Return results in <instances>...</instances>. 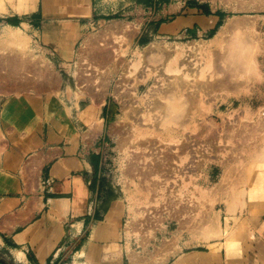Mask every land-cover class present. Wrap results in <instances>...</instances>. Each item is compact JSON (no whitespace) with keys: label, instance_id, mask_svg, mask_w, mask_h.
<instances>
[{"label":"crops","instance_id":"0c3cea01","mask_svg":"<svg viewBox=\"0 0 264 264\" xmlns=\"http://www.w3.org/2000/svg\"><path fill=\"white\" fill-rule=\"evenodd\" d=\"M234 9L264 14V0H0V264H144L116 249L119 219L103 209L95 141L110 113L106 100L92 108L79 91L77 74L94 69L81 52L103 35L122 38L128 26L131 41L141 31L205 37ZM19 44L38 59H22ZM79 96L89 99L85 118ZM93 118L101 128L88 137L93 124L87 131L85 123ZM247 190L241 234L164 264H264V190L253 203Z\"/></svg>","mask_w":264,"mask_h":264},{"label":"rangeland","instance_id":"374dc122","mask_svg":"<svg viewBox=\"0 0 264 264\" xmlns=\"http://www.w3.org/2000/svg\"><path fill=\"white\" fill-rule=\"evenodd\" d=\"M229 22L233 26L227 30L225 26ZM220 26L216 30L217 32L214 31L205 37L185 39L155 38L149 34H143L141 31L137 39L132 41L129 36L130 34L132 36L134 31L130 33L129 31L133 28L128 26L122 38L117 34L109 33L107 36L103 35L99 40H93L86 46L88 50H92L91 53L96 54L95 60H97L98 52L102 49L107 50L112 58L111 63H115L119 67L116 72H111L107 77V94L103 100L107 101L110 115L104 120L102 133L95 141V150L101 164L100 181L103 209L115 211L114 214L119 219L116 249L120 253V250L125 247L127 250L137 253L145 259L144 264H164L199 247L220 248V242L231 239L232 234L237 230L240 231V234L243 231L241 227V197L245 189H249L247 192L252 203L259 191L264 190V14L258 11L229 10L228 16ZM124 38H129V41L123 40ZM17 47L20 54L22 53V59L34 60L31 56L33 53L25 50V44H19ZM149 47L154 48L152 56H147L148 54L144 53ZM161 47L162 49L165 47L167 51L176 50L173 53H177L179 56L177 58L179 61L176 64L181 59L187 60L188 55L193 56L189 59H195L189 73L198 75V83H204L211 75L212 65L221 67L226 72L238 68V81L244 83L236 96H230L229 90H225L220 93V97L195 98L194 101L198 104L193 112L191 125L214 129L212 140H205L201 134L195 137V132L190 127L183 133V136L176 137L177 143L174 146L157 140L153 147L155 152L159 148V151L162 152V149L168 146L172 150H176L186 135L195 140L193 148H197L201 156L195 158L196 162L193 163L192 173L189 176L181 173L185 176V180L171 184L182 207L186 201L190 202L187 204L188 206L194 204V207H191L194 211L190 214L192 216L190 218H193L190 221L195 224L194 227L189 225V219L186 217L169 216L163 210L165 208L164 197L159 195L154 197L155 200H152L150 195L142 191V184L135 173L133 177L126 172L131 154L138 152L135 150V143H127L124 150V148H120L118 141L109 135V131L116 129L119 124H124L125 127L129 126L128 128L132 126L128 120L131 115L126 117L125 112L128 110V105H134L133 101L136 106H140L141 101L145 102L147 92L155 77L150 76L145 82L136 83L135 86V73L141 67L156 69L157 74L161 71L163 72L162 77L169 81L182 73L180 72L178 75L173 72L164 73L161 70L164 61L158 54L156 56L157 48ZM24 50L26 54H24ZM91 57L93 58L94 55ZM216 57L220 59L215 62ZM10 59L2 58L3 61ZM81 59L87 65L88 61L83 57ZM95 60H90V65L94 67L93 72L78 73V75H87L84 77L86 82L83 81V84L79 86L80 93H82V85L89 86L86 92L93 89L92 87L96 86L94 79L105 69H113V64L100 68ZM21 64L25 65V62L21 61ZM174 67L175 65L170 68L174 69ZM226 75L228 76V74ZM230 79L233 80V78ZM66 83L68 87L74 86V81L72 82L70 79ZM114 89L127 92L129 96L131 95V101L120 103L115 100ZM82 95L90 99L85 93ZM226 95L227 97L224 98ZM86 97H77L80 100L79 113L84 118L87 117L88 113L86 112L89 111V99ZM179 99L176 103L181 104L182 99ZM197 99L201 102H198ZM162 102L165 103L163 105H166V102ZM102 104L92 103L91 107L98 108ZM180 107V111H177L176 115L178 119L182 118L186 109V106ZM85 121H81L82 127H84ZM98 122V118L86 121L87 131L90 124ZM228 128L231 131L233 129L234 133L229 139L227 135L223 136ZM234 130H238L236 135ZM209 142L211 144L207 146ZM2 143L3 138L0 134V158L3 153ZM160 145L161 147H159ZM227 164L233 171L232 173H227L225 168ZM219 188H222L223 192ZM168 191L170 193V189ZM236 216H239L238 220L235 219ZM143 222L146 225L142 229H138L137 225ZM124 260L127 264L126 259Z\"/></svg>","mask_w":264,"mask_h":264},{"label":"bare ground","instance_id":"6f19581e","mask_svg":"<svg viewBox=\"0 0 264 264\" xmlns=\"http://www.w3.org/2000/svg\"><path fill=\"white\" fill-rule=\"evenodd\" d=\"M232 26V23L230 24L229 22L227 23L225 28L229 30ZM129 32L133 33V29ZM123 40H126L128 42L129 38H124ZM218 41L221 42L220 39H218ZM153 49V47H149L144 51V53L146 55L148 54L147 56H149L151 55ZM175 51L176 50L167 51L165 47L163 49L162 47L157 48L156 56L158 54L160 59H163L164 61L161 69L162 71H164V73H182L180 75L178 74L179 76L172 81H169L162 77L163 72L160 71L159 74H157L158 72L156 69H146V66L141 67V69H139L135 73V86L136 83L145 82L147 79H149L150 76L155 77L152 86L147 92L145 102L141 101L142 104L140 106H136L134 101V105H128V110L125 112L126 117H128V115H131L128 120L132 123V126L128 128L129 126L125 127L124 124L120 125L118 123L119 125L116 127V129H112L111 131H109V135L111 137H114L118 141L121 149H123L124 147L126 148V145L130 143H135V150L138 151V154H131V159L128 164L127 171H125L127 172V174H130L133 177L135 173V176H137V178L140 180V183L142 184V191H144L145 194L150 195L152 200L154 199V197L159 195H161V197H164L165 208L163 210L166 211L169 216H173L176 218L183 216L184 218H188L189 225H191V227H194L195 224L190 221L193 219L190 218L192 217L190 216V214L194 211L191 208L194 207V204L192 206H188L187 204L190 202L186 201V203H184L185 205L182 207L180 202H178L177 200V195L174 194V190L172 189L171 184L176 183L179 180H185L184 177L189 176V174L192 173L194 169L193 163L196 162L195 158H200L201 156L199 150H197V148H193V146H195V140L186 135L183 142L178 144V148L176 150H172L170 146H168L165 149H162V152L159 151L160 148L157 149V152H155L156 150L153 147L157 143V140H160V142L162 143L164 142L167 144H172V146H174V144L177 143L176 137L178 138V136H183V133L186 130L190 129V127L193 128L195 137L201 134L205 140H212L215 133L214 129H204L202 127L191 125V121H193V112L198 104L194 101L195 98L201 97L202 99H211L220 97V93L225 90H229L230 96H236L240 91L239 89L244 85V83L238 81V68L227 70L226 72L223 71L221 67H217L214 65H212L211 75L207 77L206 81L204 83H198V75L189 73V70H191L190 67L192 65V62H194L195 60L189 59L193 56L188 55L187 60L181 59V61L176 64V62L179 61L177 59L179 56H177V53L173 54ZM93 55L94 57L92 58L91 56ZM95 56L96 54H93V52L90 53L87 48H85L81 52V57L86 59L88 62L90 60H95ZM219 59V57H216L215 62ZM111 60L112 58L109 52L105 49H102L97 53V60H95V62L100 68L101 66L102 68H105L109 65L112 66L113 63H111ZM19 64L21 65L20 62ZM174 65V69H171L170 67ZM117 68L119 67L114 63L113 69H105L104 71H102L100 75L96 77V79H94L96 80V86H93V89H89L87 92L86 89L89 86H87V84L82 85L81 94L85 93V95L89 96L92 100V103L95 105L98 103L102 104L104 102L103 99L107 94V77H109L111 72H116ZM226 74H228V76ZM85 76L77 74L76 77L80 81V84H83V81L86 82V79L84 78ZM230 78H233V80L235 79V81H231ZM48 80L46 82H48ZM27 86L21 84L19 85V89H26ZM113 96L115 100L119 101L120 103L131 101V95L129 96L125 91L120 92L117 91V89H114ZM226 97L227 95L224 96V98ZM178 98L182 99L181 104L176 103ZM162 101L166 102V105H163L165 103H163ZM197 101L201 102L199 99H197ZM122 105L124 106V104ZM180 106H186V109L185 114H183L182 118L178 119L176 115L178 114L177 111H180ZM100 128V122L93 124V126L89 129L88 137H94L97 133H99ZM202 131H204V133H202ZM234 131L236 135V132L238 130ZM233 134V129L231 131V129L228 128V131L224 133L223 136L227 135L229 139V137H232ZM210 144L211 142H209L207 146H209ZM159 147H161V145ZM225 166L227 173L233 172L229 169L228 164ZM181 173H184L185 176L181 175ZM167 185L169 186L166 188ZM168 189H170V193ZM219 190L222 191L223 189L219 188ZM192 215L194 214L192 213ZM145 225L146 223L143 222L142 224L139 223L137 226L139 227L138 229H142ZM142 262L145 263V260L138 259V263Z\"/></svg>","mask_w":264,"mask_h":264},{"label":"trees","instance_id":"16d2710c","mask_svg":"<svg viewBox=\"0 0 264 264\" xmlns=\"http://www.w3.org/2000/svg\"><path fill=\"white\" fill-rule=\"evenodd\" d=\"M151 1H153V0H137V2L139 4H142V5H146V4L150 3Z\"/></svg>","mask_w":264,"mask_h":264}]
</instances>
